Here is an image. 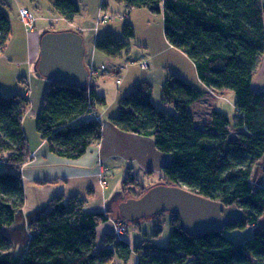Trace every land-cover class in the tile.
<instances>
[{
    "label": "trees",
    "instance_id": "trees-1",
    "mask_svg": "<svg viewBox=\"0 0 264 264\" xmlns=\"http://www.w3.org/2000/svg\"><path fill=\"white\" fill-rule=\"evenodd\" d=\"M49 1L68 21L80 13L76 0ZM117 1L127 11L148 8L162 13L169 43L190 57L205 85L217 91L232 90L240 114L234 124L241 129L238 136L232 134L230 119L220 109L214 108L209 119L198 124L191 106L204 91L174 73L163 86V100L172 103L176 113L155 106L147 82L137 84L121 100L119 114L110 120L123 130L153 138L158 149L170 154L163 183L184 186L243 209L241 219L201 234L187 232L180 216L169 212V243L145 240L136 244L137 264H264V225L260 223L264 183L256 181V166L264 157V90L253 87L264 59V0ZM11 35L10 18L0 8V52ZM135 35L133 24L126 22L122 36L106 33L96 40L95 48L118 57ZM28 104L26 96L0 90V159L9 167L0 171V264H105L117 254L126 260L130 243L116 235L107 234L103 239L107 246L97 250V227L109 219L108 210H85L76 197L57 199L31 213L29 239L21 253L13 250L12 238L4 230L15 227L26 204L21 169L31 156L23 126ZM105 104L106 98L97 93L94 83L52 80L37 129L52 153L78 159L102 140L103 120L87 115ZM128 180L138 184L131 173ZM142 187L135 196L149 188ZM250 224L253 234L243 242L225 233Z\"/></svg>",
    "mask_w": 264,
    "mask_h": 264
},
{
    "label": "rangeland",
    "instance_id": "rangeland-1",
    "mask_svg": "<svg viewBox=\"0 0 264 264\" xmlns=\"http://www.w3.org/2000/svg\"><path fill=\"white\" fill-rule=\"evenodd\" d=\"M76 1L79 3L80 13H82L80 15L82 18L80 19V22L87 20L90 22L96 12V2L97 4L99 3L98 10H100V5L102 6L103 1L106 2V5L108 4L105 7V13L113 15L114 18L112 20H108L107 22H101V25L106 23V25L108 24L114 26L118 25V23H122V26L124 27L126 22H133L130 19V14L132 13H130L131 10H129L127 16H124V13L127 12V7L125 4H122L123 7L126 8L123 11L120 6L121 3L117 0ZM22 5H26L28 9L32 10L37 19L36 25L38 27L44 24L52 23L55 28L62 29L65 28V25L69 24L65 18L60 21L56 19L58 13L49 0H1L0 8L8 14L14 30L15 27L18 26V18L21 19L20 7ZM134 15L139 16L136 19L135 24L132 23L135 27L136 36L133 39H130L129 48L124 50L122 55L118 57L108 56L100 51L103 57L102 60L104 61L96 59L95 64L100 67L103 63L107 72L105 75L100 74L98 78L96 77L94 79L95 84L97 87L100 86L101 91L104 89L105 92L108 93L110 104L113 101V94L126 88V75L139 77L136 78V80H141L139 83L147 82L152 87L153 96L151 95V100L156 104L155 106L158 109H165L168 112L176 113V109L173 104L163 100V86L169 76L174 73L180 77L186 78L193 84L195 83L191 80L194 78L198 79V82L202 83L201 85L196 83L200 85V88L204 85V83L199 78L196 66L190 57L179 48L171 45L167 40L164 31L163 14L154 13L149 21H147L145 17H141L140 13L136 14L134 12ZM74 26H76V24L70 25L68 28H74ZM117 34L122 36L121 31ZM11 39L12 40L8 42L5 50L0 52V56L5 57L8 60L10 58L13 61L14 59L10 54V51L16 48V41L13 40L14 37ZM147 43L149 44L148 47L146 46ZM13 52L18 54L17 56L19 59L25 56L23 45L20 46V49L13 50ZM88 53H86V61L89 60ZM150 53L152 58L150 60L146 59L147 54ZM144 55L146 56L143 57ZM144 60H147L150 63V67L147 66V68L142 66L145 62ZM115 69H121L120 73L117 74V72H114L113 70ZM180 71L185 76L181 75ZM1 72L6 73L4 65L0 66V73ZM28 80L29 81L26 85L21 82L22 86L20 87H23L21 89L22 91L13 93L24 95L29 100L23 123L25 125L28 138H30L33 142L32 138H34V136L38 135L41 137V134L37 129V119L43 105L45 93L52 80L39 71L37 64L35 65L33 76H31ZM127 81H129V79ZM254 86L256 88H264V59H262L261 64L258 67L257 75L254 80ZM27 90L28 94L26 92ZM215 92L207 91L204 94V101L201 99L202 101H199L198 104L193 106L192 110L197 123L200 125L204 124L205 121L209 119L207 114L212 111L214 106L216 109H220L228 115L231 123L232 134L234 136H238L241 129L234 126L236 120L240 117V114L235 106L236 94L230 89H225L223 93H219L217 91ZM2 93L6 94L4 91H2ZM104 106L105 105H101L98 107L99 113L104 121L109 119L111 116L118 115L120 112V107H117L116 105L115 109L111 106L108 113H106L104 111ZM99 146H101V143ZM84 164H81L80 168L85 169L86 165ZM100 164H103L107 169L106 184L102 183L103 178L100 166L98 171L99 174L90 173L89 175L74 176L73 178H69L67 181L61 177L57 181L51 182V184L57 188H64L62 191L69 199L75 195L76 199L81 202L85 210H108L110 215L109 219L102 222L97 227V250L107 246L103 240L107 234L116 235L117 239L127 240L130 243L131 250L126 260L117 254L110 262L105 264H137L139 254L135 249L136 244L145 240H150L159 245H167L169 243L172 233L170 219L172 214L168 211L161 212L155 216H148L136 222H130L121 218L119 205L124 198L137 197L134 194L139 193L143 188L142 186L150 187L154 184L165 182L164 169L148 171L139 162L135 160H128L121 156H111L105 160L100 158L99 165ZM130 173L136 177L138 184H133L130 182L131 180H128ZM256 181L257 183H264V157L257 163ZM31 213L32 212H29L28 209L19 213L16 219L15 227L4 230L6 234L11 236L13 241V250L17 254L23 251L25 244L29 239L31 230L27 225V219H30ZM117 220L125 221L127 231L121 234L116 231L115 223ZM260 223L264 225V217L261 218ZM253 230L254 225L250 224L245 228L225 230V233L233 240L243 242L252 236Z\"/></svg>",
    "mask_w": 264,
    "mask_h": 264
},
{
    "label": "water",
    "instance_id": "water-1",
    "mask_svg": "<svg viewBox=\"0 0 264 264\" xmlns=\"http://www.w3.org/2000/svg\"><path fill=\"white\" fill-rule=\"evenodd\" d=\"M37 66L51 80L87 84L90 72L83 34L74 29L46 31L41 38ZM111 156L135 160L148 171L165 169L171 160L169 153L158 149L153 138L123 130L107 119L103 120L100 158ZM119 210L121 218L130 222L174 212L191 234L220 230L243 217V209L236 205L229 206L184 186L163 182L150 186L140 196L123 199Z\"/></svg>",
    "mask_w": 264,
    "mask_h": 264
},
{
    "label": "crops",
    "instance_id": "crops-1",
    "mask_svg": "<svg viewBox=\"0 0 264 264\" xmlns=\"http://www.w3.org/2000/svg\"><path fill=\"white\" fill-rule=\"evenodd\" d=\"M122 4L124 3H121L120 6H121V9L124 11L126 8H124ZM96 5H97L96 12L93 18H91L90 22H88V20L80 22V19H82L80 15L82 13H79L76 15L73 21H68L66 19L69 24L65 25V28H62V29L55 28L52 23L44 24L39 27L36 25L33 29H30L22 22L21 19L18 18V21H17V17H16L18 26L15 27V30L12 27V35H11V38L14 37L13 40L16 41V48L13 50L20 49V46L23 45L25 56L19 59L17 56L18 54L14 53L13 50L10 51V54L12 55L14 59L13 61L10 58L8 60L5 57L0 56L1 58L0 66L4 65L5 70H6V73H2V72L0 73V90L4 91L6 94H11L13 92L22 91L21 89L23 87H20L22 86L21 82L25 83L26 85L27 82L29 81L28 79L31 78V76H33L35 65L38 63V59L40 56L41 38H42V35L48 30L74 29V30L80 31L83 34L84 39H85L86 53L89 52L88 53L89 60L87 61L90 62L92 59L95 62H96V59H100L101 61H104L102 60L103 57L101 53L95 49L96 40L100 36L104 35V33L105 34L114 33L118 35L117 33H120V31L121 32L123 31L122 30L123 26H122V23H118V25H114V26L108 25V24L106 25V23L104 25L97 23V18H98V14L100 10H98L99 3L97 4L96 2ZM102 5H103L102 7H106L108 4L106 5V2L103 1ZM21 8H27V6L22 5L20 9ZM100 9H101V5H100ZM128 12L129 11L125 12L124 16H127ZM134 12L136 14L140 13V16L143 18L145 17L147 21H149V19L154 14L148 8H133L130 11L131 13L130 19L133 21L132 23L134 24H135L136 19L139 17L138 15L137 16L134 15ZM56 19L60 21L64 19V17L57 14ZM36 22H37V19H36ZM96 23H97V27H96ZM74 24H76L74 28H68L70 27V25H74ZM11 38L9 42L12 40ZM146 46L148 47L149 44L147 43ZM145 56L146 55H144L143 57ZM151 58H152L151 53L147 54L146 59L150 60ZM144 61L148 64V67H150V63L147 60H144ZM102 65L104 64L102 63ZM106 70L101 71L99 74L105 75L107 72ZM113 71L119 74L121 69H117V70L115 69ZM27 74H28V78H27ZM180 74L183 75L181 71H180ZM99 76L100 75H98V77ZM136 78H139V77L126 75V82H125L126 88H124V90H119L113 94V101H112L113 104L112 103L109 104L110 100L108 98L109 97L108 93L105 92L104 89L101 91L100 86L97 87L94 81L95 89L97 93L106 98V104L104 106V111L106 113H108L111 106L114 109L116 105L117 107H120L121 100L125 96L129 95L135 89V86L139 82H141V80L139 79L136 80ZM128 79L129 81H127ZM118 81H119V78H118ZM191 81L194 82L195 84L199 83L198 79H195V78L192 79ZM199 84L201 85L202 83H199ZM199 84H196V85L200 87ZM253 87L255 90H258V91L264 90V88L262 89L261 87L256 88L254 86V81H253ZM128 89H131V90H128ZM201 89L204 91V94L207 91L208 92L217 91L205 84L201 86ZM26 92L28 94V90ZM217 92L223 93L224 90H219ZM151 95L153 96V91H151ZM201 99L204 101V95ZM201 99L195 101L192 104L191 106L192 112H193L192 110L193 106L195 104H198L199 101H202ZM214 108L215 107L213 106V109ZM210 113L207 114V117H210ZM97 116L102 119V116L99 113V110H97ZM112 117L114 116H111L109 119H111ZM23 126H24L25 132H27L24 123H23ZM26 135L28 137L27 133ZM28 139H29V149L31 152V156H30V160L21 169L22 180H23L25 193H26V204H25L24 210L28 209L29 212L33 213L40 209L47 208L57 199L69 200L66 194L62 191L64 190V188L62 189L57 188L51 184V182L57 181L61 177H63L67 181L69 180V178H73L74 176L89 175L90 173L99 174L98 172L99 166H100L99 165V160H100L99 143L90 146L88 151L82 157L78 159H68V158L57 156L56 154L52 153L47 145V142L44 141L42 137L38 135L34 136V138H32L33 142L32 140H30V138ZM81 164L86 165V168L85 169L80 168ZM7 169H9V167L6 161L3 159H0V171L7 170ZM72 197H76V196L74 195Z\"/></svg>",
    "mask_w": 264,
    "mask_h": 264
},
{
    "label": "built area",
    "instance_id": "built-area-1",
    "mask_svg": "<svg viewBox=\"0 0 264 264\" xmlns=\"http://www.w3.org/2000/svg\"><path fill=\"white\" fill-rule=\"evenodd\" d=\"M20 17H21V20L23 21V23L28 28H30V29L34 28L36 17H35L34 13L30 9L21 8L20 9ZM113 18H114V16L105 13V10L101 6V9L99 11L98 18H97V23L107 22L108 20H112ZM87 65H88L89 72H90V77H89V80H88L87 84H88V86H91L94 83V79L96 77H98V75H100L99 73L101 71H105L106 68H105V65H101L100 67H98L95 64V61L93 59L90 62H88ZM142 66L143 67H147L148 64L146 62H144L142 64ZM87 117L88 118H93V117L100 118V117L97 116V113L95 111L91 112L90 114H88ZM100 169H101L100 171H101V175H102V178H103V180H102L103 182L102 183L106 184L107 183V179H106L107 169H106V167L103 164H100ZM115 225H116V231L119 234L127 231V226H126V223H125L124 220H117Z\"/></svg>",
    "mask_w": 264,
    "mask_h": 264
}]
</instances>
